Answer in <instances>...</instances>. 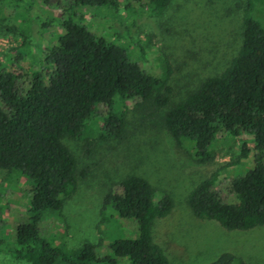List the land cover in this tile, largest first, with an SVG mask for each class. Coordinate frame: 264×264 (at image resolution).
<instances>
[{"label": "trees", "instance_id": "1", "mask_svg": "<svg viewBox=\"0 0 264 264\" xmlns=\"http://www.w3.org/2000/svg\"><path fill=\"white\" fill-rule=\"evenodd\" d=\"M5 1L9 0H0ZM171 1L146 0L153 14L162 13ZM73 3L109 10L116 6L115 0ZM253 10L252 0H246L240 42L227 64L172 106L171 68L164 56L158 58V73H146L129 58L127 48L96 36L71 18L61 21L63 32L44 52L45 69L25 75L23 87L12 73L0 70V170L6 178L17 172L30 193L27 219L15 227L10 242L0 241V253L26 264H169L147 226L167 216L173 201L167 194L157 200L150 183L138 176L125 177L105 192L96 225L100 233L110 209V217L135 221V238L114 239L100 254L98 243L66 248L40 235L42 218H62L65 200L76 192L78 177L86 174L78 175L76 157L62 140L117 138L122 131V112L117 109L127 102L168 107L163 116L167 135L200 164L211 161L216 139L246 135L252 166L243 174L237 173L244 166L239 160L226 164L232 166L229 169H210L209 176L189 191L185 204L194 218L215 221L226 231L264 226V30ZM136 47L137 56L146 54L142 45ZM249 152L243 143L239 159ZM221 179L231 200L215 189ZM211 264L245 263L223 253Z\"/></svg>", "mask_w": 264, "mask_h": 264}, {"label": "rangeland", "instance_id": "2", "mask_svg": "<svg viewBox=\"0 0 264 264\" xmlns=\"http://www.w3.org/2000/svg\"><path fill=\"white\" fill-rule=\"evenodd\" d=\"M115 8H91L73 0H9L0 2V70L12 73L23 87L33 70L43 71L44 52L63 32L62 20L71 18L91 33L127 48L139 68L155 75L158 58L171 68L169 105L181 101L202 80L217 74L235 54L242 31L241 8L246 0H172L160 14L149 11L146 0H115ZM252 16L264 30V0H252ZM119 37V38H118ZM136 43L145 49L137 56ZM42 73V72H41ZM168 107L156 109L149 102H127L122 112V131L115 139L65 137L63 144L74 154L78 177L76 192L65 200L62 218H42L40 235L53 245L76 248L98 243L104 254L114 239H132L137 226L132 219L110 217L98 233L96 225L105 192L128 176L146 179L158 200L167 194L171 212L147 226L169 264H211L223 253L245 264H264V226L247 231H226L211 220L192 216L185 204L189 191L209 176L210 169L239 160L237 173L252 166L253 151L246 135L216 139L211 161L200 164L167 135L163 116ZM98 129V126L96 127ZM250 149L239 159L242 144ZM186 145V144H185ZM227 169L232 166H225ZM225 181L215 189L223 192ZM17 172L8 178L0 170V241L10 242L15 227L27 219L30 193ZM112 216V215H111ZM0 264H26L0 253Z\"/></svg>", "mask_w": 264, "mask_h": 264}]
</instances>
